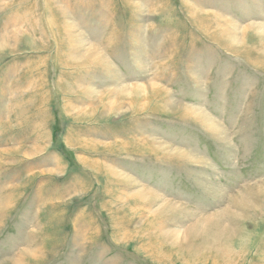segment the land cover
<instances>
[{"label": "rangeland", "instance_id": "374dc122", "mask_svg": "<svg viewBox=\"0 0 264 264\" xmlns=\"http://www.w3.org/2000/svg\"><path fill=\"white\" fill-rule=\"evenodd\" d=\"M0 264H264V0H0Z\"/></svg>", "mask_w": 264, "mask_h": 264}]
</instances>
